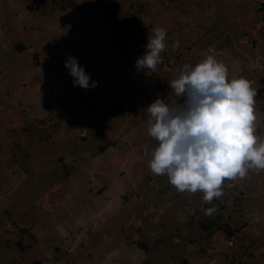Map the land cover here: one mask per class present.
I'll return each instance as SVG.
<instances>
[{
  "label": "rangeland",
  "instance_id": "rangeland-1",
  "mask_svg": "<svg viewBox=\"0 0 264 264\" xmlns=\"http://www.w3.org/2000/svg\"><path fill=\"white\" fill-rule=\"evenodd\" d=\"M111 1L102 0L105 7L96 9L99 0H0V147L8 165L5 182H10L5 197L23 183L85 182L94 190L106 182L97 198H113L114 209L122 206L118 216L107 210L109 228L125 221L139 225L148 201L161 207L152 219L150 206L143 220L145 238L150 223L156 237L147 264H264V170L225 180L222 196L205 203L202 192H178L166 175L151 173L158 141L147 132V107L157 98L170 106L182 104L184 98L169 84L185 64L213 55L227 66L229 79L244 77L257 90L263 135L260 0H116L113 21ZM157 27L174 28V35L166 40L155 71L138 70L136 61ZM69 57L77 59L95 87L73 84L65 67ZM213 206L216 212L205 215ZM218 229L219 236L211 235ZM188 247L191 253H184ZM200 249L206 250L203 257ZM211 250L215 253L207 256Z\"/></svg>",
  "mask_w": 264,
  "mask_h": 264
},
{
  "label": "clouds",
  "instance_id": "clouds-1",
  "mask_svg": "<svg viewBox=\"0 0 264 264\" xmlns=\"http://www.w3.org/2000/svg\"><path fill=\"white\" fill-rule=\"evenodd\" d=\"M166 29L157 27L148 37L146 52L137 59L138 70L155 71L166 48ZM177 41L173 47H178ZM73 84L95 87L75 57L65 61ZM227 66L213 55L194 66L185 64L171 81L182 104L168 105L157 98L148 107L147 132L158 141L149 168L166 175L178 192L203 193L211 203L223 194L225 180L246 178L250 171L264 170V135L258 131L257 90L244 77L229 79ZM148 148H145L147 154ZM216 212L215 206L205 215Z\"/></svg>",
  "mask_w": 264,
  "mask_h": 264
},
{
  "label": "crops",
  "instance_id": "crops-1",
  "mask_svg": "<svg viewBox=\"0 0 264 264\" xmlns=\"http://www.w3.org/2000/svg\"><path fill=\"white\" fill-rule=\"evenodd\" d=\"M4 151L0 147V264L145 263L148 252L143 254L131 241L140 224L131 226L125 221L124 225L117 223L109 228L110 213L107 210L118 216L122 213V206L114 209L110 206L115 201L113 198L102 201L97 198L107 187L106 182H101L94 190L85 182L23 183L15 188L10 198H6L5 191L10 190V182H5L4 170L8 165L3 161ZM150 206L151 218L157 216L154 212L161 207L148 201L137 222L147 218ZM150 224L151 232H154V224ZM15 227L21 232H13ZM21 233L25 235L24 240L19 236ZM74 241L80 244L79 247L67 253ZM80 249L79 256L74 254ZM211 252L215 253V250L208 252L207 256ZM184 253H191L190 248ZM200 254L204 256L203 252Z\"/></svg>",
  "mask_w": 264,
  "mask_h": 264
},
{
  "label": "trees",
  "instance_id": "trees-1",
  "mask_svg": "<svg viewBox=\"0 0 264 264\" xmlns=\"http://www.w3.org/2000/svg\"><path fill=\"white\" fill-rule=\"evenodd\" d=\"M118 1V0H117ZM148 5V4H147ZM111 6L112 7H110L109 8V15H110V20L111 21H113V20H115V18L117 17V10H118V3L116 2V0H115V2H113V1H111ZM87 5H83V8H86L87 9ZM103 7H105L104 5H103V3H102V0H99V3H97V8L96 9H103ZM104 10H105V8H104ZM258 10L263 14V17H264V0H260V2H259V6H258ZM107 12V11H106ZM140 19V18H139ZM139 19L137 18L136 20H134V23L136 22V21H139ZM134 23H131V25H133ZM130 25V24H129ZM129 25H127V26H129ZM112 30V29H111ZM173 31H174V28H172V29H170L168 32H166V39H165V42H166V40H168V39H171V37H172V35H174L173 34ZM172 33V34H171ZM182 100H183V98H180V100L179 101H181L182 102ZM229 183H231V182H229ZM226 185V184H225ZM143 220H145L144 218L142 219V222L140 223V225L138 226V228L135 230V232H133V234H132V237H131V241L135 244V246L137 247V248H139L140 250H142V251H144V252H148V249H149V247H150V244H154V242H155V238H154V241H150V236H151V233L152 234H154L155 235V232H149V234H148V236H146V238H145V236H144V234H142V228H143V224H144V221ZM147 220V219H146ZM229 225V224H228ZM227 225V223H226V225H224V227H226V231H228V236L229 237H231L232 235H234V232H233V230H230V228H229V226ZM205 227L206 226H204V225H202L201 226V228H204L205 229ZM147 230H149V229H147ZM210 231H212L211 229H210ZM218 231H219V229L218 230H216L213 234H211V235H213V236H219V233H218ZM146 232H148V231H146ZM211 235H209V236H211ZM213 236H211V238L213 237ZM229 241H231L232 242V244H233V241L232 240H229ZM156 243V242H155ZM227 244H228V242H227ZM232 244L231 245H229V246H232ZM206 250H204V249H200V252H205ZM241 261H245V260H238L237 261V263L236 264H238L239 262H241ZM40 264H42V262H40ZM144 264H147L146 262L144 263Z\"/></svg>",
  "mask_w": 264,
  "mask_h": 264
},
{
  "label": "built area",
  "instance_id": "built-area-1",
  "mask_svg": "<svg viewBox=\"0 0 264 264\" xmlns=\"http://www.w3.org/2000/svg\"><path fill=\"white\" fill-rule=\"evenodd\" d=\"M230 184V183H229ZM154 234H152L151 233V236H150V241L152 242V241H154ZM228 244L229 245H231L232 244V242L231 241H228ZM79 243H77L76 241H74L73 243H72V245H70L69 247H68V249L66 250V252L67 253H69V252H71L72 250H74L75 248H77V247H79ZM238 264H246L245 262H243V261H241V262H239Z\"/></svg>",
  "mask_w": 264,
  "mask_h": 264
}]
</instances>
